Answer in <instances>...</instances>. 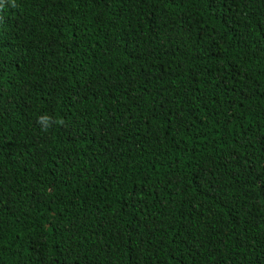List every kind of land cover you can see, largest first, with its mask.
<instances>
[{
    "label": "trees",
    "instance_id": "16d2710c",
    "mask_svg": "<svg viewBox=\"0 0 264 264\" xmlns=\"http://www.w3.org/2000/svg\"><path fill=\"white\" fill-rule=\"evenodd\" d=\"M0 264H264V0H3Z\"/></svg>",
    "mask_w": 264,
    "mask_h": 264
},
{
    "label": "clouds",
    "instance_id": "9594fccd",
    "mask_svg": "<svg viewBox=\"0 0 264 264\" xmlns=\"http://www.w3.org/2000/svg\"><path fill=\"white\" fill-rule=\"evenodd\" d=\"M3 3V0H0V4ZM50 117L47 115V114H41L39 117H38V123L41 125V129L42 130H46L47 127L49 126L50 124Z\"/></svg>",
    "mask_w": 264,
    "mask_h": 264
}]
</instances>
